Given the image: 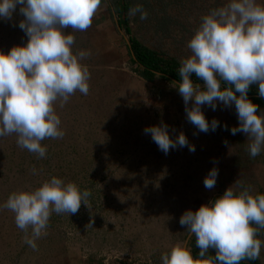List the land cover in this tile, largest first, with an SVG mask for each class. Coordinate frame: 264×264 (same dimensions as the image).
I'll list each match as a JSON object with an SVG mask.
<instances>
[{"label":"rangeland","instance_id":"obj_1","mask_svg":"<svg viewBox=\"0 0 264 264\" xmlns=\"http://www.w3.org/2000/svg\"><path fill=\"white\" fill-rule=\"evenodd\" d=\"M113 2L102 0L91 27L72 33L73 51L91 53L83 61L90 72L89 92L77 91L63 107L57 104L63 138L42 141L46 158L38 159L17 145L14 134L0 137V205L13 191L35 189L56 176L88 190L89 206L82 203L70 216L52 213L35 251L23 242L15 214L0 210V264H162V254L189 239L179 223L186 210L210 203L237 180L253 192L263 186L264 151L251 158L248 137L231 134L239 123L235 106L218 103L215 111L202 106L209 123L215 118L220 127L199 132L188 122L173 81L157 74L147 81L133 71L128 35L117 23ZM226 2L128 0L120 16L127 17L130 34L144 45L181 60L190 55L187 43L201 17ZM137 4L148 12L147 19L128 14ZM22 19L19 5L12 20L0 19V51L27 43L19 28ZM161 122L173 139L183 132L195 152L159 150L144 129ZM213 167L218 176L209 190L203 182ZM257 238L264 241V229ZM258 261L264 264V247Z\"/></svg>","mask_w":264,"mask_h":264},{"label":"clouds","instance_id":"obj_2","mask_svg":"<svg viewBox=\"0 0 264 264\" xmlns=\"http://www.w3.org/2000/svg\"><path fill=\"white\" fill-rule=\"evenodd\" d=\"M101 3L0 0V19L12 20L19 5V14L24 17L19 28L28 37L26 44L0 51V137L14 134L17 145L38 159L46 158L42 141L64 136L57 104L63 107L77 91L89 92L90 72L83 61L91 53L73 51L72 33L91 27ZM128 14H139L141 20L148 17L139 4ZM187 48L190 55L180 60L181 79L176 86L188 122L199 132L215 131L219 121L213 118L209 123L202 106L215 111L218 103L234 105L239 123L231 128V134L244 133L249 141L247 151L255 158L264 151V111H258L248 92L256 84L264 98V4L227 0L211 9L201 17ZM193 74L203 81V87L192 79ZM144 133L165 154L184 147L195 152L183 132L173 139L164 122L146 127ZM32 172L36 174V169ZM217 176L218 169L213 167L204 178V187L213 189ZM90 195L76 183L52 176L35 189L13 191L0 210L15 214V224L25 234L23 242L35 251L36 241L47 235L52 213L76 214L82 203L89 206ZM179 223L186 226L190 237L194 235L198 255L194 257L189 244L180 241L162 254V264H240L245 259H258L264 247V241L257 238L264 229V194L237 180L210 203L186 210ZM210 249H215L214 256L208 255Z\"/></svg>","mask_w":264,"mask_h":264},{"label":"trees","instance_id":"obj_3","mask_svg":"<svg viewBox=\"0 0 264 264\" xmlns=\"http://www.w3.org/2000/svg\"><path fill=\"white\" fill-rule=\"evenodd\" d=\"M123 1V3L121 2ZM114 0L113 6L114 11L117 15V23L122 26L124 33L128 35L127 50L129 52V63L133 65V71H135L141 78L150 81L153 77L158 74L163 78L171 80L177 85L180 82V76L178 74V68L180 66V59L177 56H163L156 50L147 47L142 42H140L135 36L130 34L129 28L126 26L127 17L122 18L120 16V7L126 9V4L128 0ZM121 3V4H120ZM124 19V20H123ZM126 22V23H125ZM192 79L200 84L203 81L198 80L193 74ZM223 86V85H222ZM238 95V94H237ZM249 99L258 105V111L264 108V98L259 96L258 85L253 84L250 86L248 92ZM258 193L264 194V183L261 190ZM223 192L215 194L211 197L210 202L215 200L217 197L221 196ZM260 232V231H259ZM191 247L192 253L195 256L198 255V248L195 245V237L189 236L187 241ZM215 249H210L209 256H214ZM240 264H260L258 259L249 260L245 259L240 262Z\"/></svg>","mask_w":264,"mask_h":264}]
</instances>
